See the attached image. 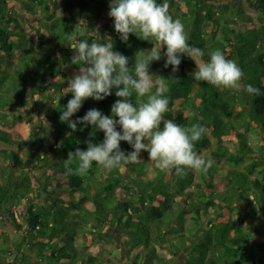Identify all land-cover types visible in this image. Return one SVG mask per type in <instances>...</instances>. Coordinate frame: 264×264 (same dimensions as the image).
Instances as JSON below:
<instances>
[{
    "label": "trees",
    "instance_id": "16d2710c",
    "mask_svg": "<svg viewBox=\"0 0 264 264\" xmlns=\"http://www.w3.org/2000/svg\"><path fill=\"white\" fill-rule=\"evenodd\" d=\"M109 3L0 0V226L12 223L23 236L16 241L0 230V264H109L88 250L115 244V235L130 253L139 251L132 264H264V0H168L169 13L182 21L189 45L202 49L205 61L221 50L242 69L241 83L262 93L196 81V64L184 55L173 73L164 67L166 48L150 64L153 79L167 80L164 119L205 127L195 150L214 161L207 173L162 172L142 151L138 163L109 171L93 162L87 175H68V153L104 139L91 125L78 124L73 132L60 121L72 98L68 81L79 67L60 68L61 61L71 64L70 46L112 42L132 67L138 50L155 45L134 34L121 41ZM247 8L260 13L261 23ZM115 91L102 101L88 98L71 119L93 108L110 116ZM146 98L134 93L132 103ZM31 115L42 121L37 134L25 137L15 126L32 122ZM16 147H31L29 156ZM120 147L132 151L125 141Z\"/></svg>",
    "mask_w": 264,
    "mask_h": 264
},
{
    "label": "clouds",
    "instance_id": "9594fccd",
    "mask_svg": "<svg viewBox=\"0 0 264 264\" xmlns=\"http://www.w3.org/2000/svg\"><path fill=\"white\" fill-rule=\"evenodd\" d=\"M108 16L113 19L114 30L121 41L127 42L129 35L134 34L139 39L155 41V45L147 52L138 50L132 67H129L128 57L113 50L112 42L81 40L70 46L74 53L71 64L65 65L61 61L60 68L79 67L68 81L66 93H71L72 98L61 110L60 121L67 123L73 132L78 130V124L91 125L104 133V139L101 143L89 140L86 150L77 148L75 152H69L64 160L66 174L85 176L93 162L109 171L119 169L138 163L142 151L149 154V160L162 172L174 170L177 176L186 175L188 169L207 173L214 161L195 150V142L202 138L205 127L199 123L182 126L164 119L170 103L165 95L169 90L167 80L161 76L153 79L150 64L160 61L161 52L166 48L164 67L171 66L173 73L179 70L181 55H184L196 64L192 73L196 81L252 96H260L261 90L251 84H242V69L221 50L211 51L210 59L205 61L203 50L189 45L182 21L169 13L168 0L163 3H157V0H110ZM113 89L119 99L111 106L110 116L93 108L82 118L71 119L85 100L102 101L112 95ZM134 93L138 98H147L138 99L134 105ZM38 119L34 116L32 123L38 125ZM121 141L127 142L132 151L121 150Z\"/></svg>",
    "mask_w": 264,
    "mask_h": 264
},
{
    "label": "rangeland",
    "instance_id": "374dc122",
    "mask_svg": "<svg viewBox=\"0 0 264 264\" xmlns=\"http://www.w3.org/2000/svg\"><path fill=\"white\" fill-rule=\"evenodd\" d=\"M247 7V6H246ZM248 12L253 15V17L255 18V20L258 23H261L260 20V13L257 11H254L252 9H248ZM37 117V115H35ZM33 115L30 116V118H32L33 120ZM42 120H38L36 122L35 125L32 122L30 123H22V124H18L15 126V130L21 132L25 137H29L31 135V133H38L39 130V122H41ZM45 125H48V122H46ZM43 137V139H46V134L41 135ZM31 147H27V148H17L16 150L19 151L22 155L24 156H29V150ZM232 149H235V146H232ZM147 164V162L144 163H139L138 165L135 166V169H141L143 167H145V165ZM132 177H135V173L133 171H130ZM176 226L178 225V222H175ZM0 230L7 232L9 235H11L12 238H14L13 240L16 241H20L22 240L23 236H21L18 231L16 230V228L14 227V225L12 223H10L9 225H1L0 226ZM115 237L117 238L116 243L115 244H104L103 246H95L91 249L88 250L89 253L94 254V255H99L101 256V258L103 257V259L105 261H110L109 264H132L134 257L136 256V254H138L137 252L139 251H134V252H129L128 249H126L123 246V241L120 239V237L118 235H115ZM4 243L0 240V245H3ZM79 250H83V245H82V239L80 238L78 240L77 243ZM159 251L162 252L163 254H166L168 258L172 257L173 254H170L168 252H166L165 250H163L162 248H159ZM26 252L28 253V255L32 256V257H36V254L34 251L29 250V248L26 249ZM180 261L182 262L181 259L182 257L179 256L178 258ZM45 264V263H44ZM49 264V263H47Z\"/></svg>",
    "mask_w": 264,
    "mask_h": 264
}]
</instances>
